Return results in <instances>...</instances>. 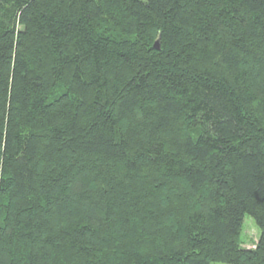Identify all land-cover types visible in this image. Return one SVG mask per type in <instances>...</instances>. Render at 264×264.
I'll return each instance as SVG.
<instances>
[{"label": "trees", "instance_id": "obj_1", "mask_svg": "<svg viewBox=\"0 0 264 264\" xmlns=\"http://www.w3.org/2000/svg\"><path fill=\"white\" fill-rule=\"evenodd\" d=\"M212 263L264 264V0H0V264Z\"/></svg>", "mask_w": 264, "mask_h": 264}, {"label": "rangeland", "instance_id": "obj_2", "mask_svg": "<svg viewBox=\"0 0 264 264\" xmlns=\"http://www.w3.org/2000/svg\"><path fill=\"white\" fill-rule=\"evenodd\" d=\"M146 1V0H140ZM259 238V231L255 226L252 219L248 216L244 219L243 233H242V242L245 249H253ZM212 264H224V263H212Z\"/></svg>", "mask_w": 264, "mask_h": 264}]
</instances>
